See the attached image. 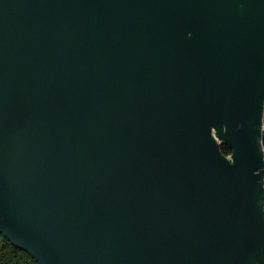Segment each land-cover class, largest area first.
<instances>
[{"label":"water","instance_id":"95a60500","mask_svg":"<svg viewBox=\"0 0 264 264\" xmlns=\"http://www.w3.org/2000/svg\"><path fill=\"white\" fill-rule=\"evenodd\" d=\"M263 105L264 0H0V234L38 264H264Z\"/></svg>","mask_w":264,"mask_h":264},{"label":"trees","instance_id":"16d2710c","mask_svg":"<svg viewBox=\"0 0 264 264\" xmlns=\"http://www.w3.org/2000/svg\"><path fill=\"white\" fill-rule=\"evenodd\" d=\"M220 152L227 158L231 157L230 147L221 142ZM264 150V139H263ZM0 264H38L27 252L14 247L3 235L0 234Z\"/></svg>","mask_w":264,"mask_h":264},{"label":"built area","instance_id":"2783aa9c","mask_svg":"<svg viewBox=\"0 0 264 264\" xmlns=\"http://www.w3.org/2000/svg\"><path fill=\"white\" fill-rule=\"evenodd\" d=\"M261 131H262V145H263V139H264V105H263V113H262Z\"/></svg>","mask_w":264,"mask_h":264}]
</instances>
